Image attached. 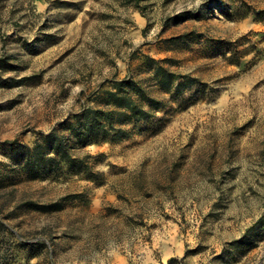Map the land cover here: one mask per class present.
Listing matches in <instances>:
<instances>
[{
	"label": "rangeland",
	"instance_id": "1",
	"mask_svg": "<svg viewBox=\"0 0 264 264\" xmlns=\"http://www.w3.org/2000/svg\"><path fill=\"white\" fill-rule=\"evenodd\" d=\"M147 57L197 83L173 94ZM131 78L164 106L75 148L96 179L27 176L12 143ZM263 216L264 0H0V264H264Z\"/></svg>",
	"mask_w": 264,
	"mask_h": 264
},
{
	"label": "trees",
	"instance_id": "2",
	"mask_svg": "<svg viewBox=\"0 0 264 264\" xmlns=\"http://www.w3.org/2000/svg\"><path fill=\"white\" fill-rule=\"evenodd\" d=\"M186 14L180 13L169 21ZM163 61L147 57L146 66L152 77L166 90L180 94L185 88L197 83L194 77L171 72L162 65ZM99 94L103 97L102 107H85L52 128L36 140L33 146L12 143V155L18 157L30 179H45L65 167L71 174L85 173L87 178L96 179L98 174L91 169L88 156L78 157L75 148H84L106 139L122 141L130 136V132L123 126L147 121L156 110L164 106L161 100L151 97L142 84L132 78L116 80L110 88L103 89ZM25 205L44 213L64 208L61 201L48 204L29 201ZM260 224L264 226V216L252 228L258 230ZM244 241L245 238H241L233 243ZM174 263H177L176 258L169 259L168 264Z\"/></svg>",
	"mask_w": 264,
	"mask_h": 264
}]
</instances>
